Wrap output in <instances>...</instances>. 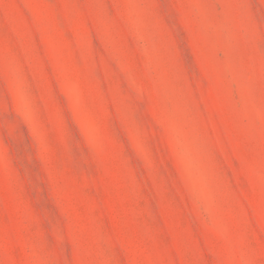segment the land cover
Here are the masks:
<instances>
[{
  "label": "rangeland",
  "instance_id": "374dc122",
  "mask_svg": "<svg viewBox=\"0 0 264 264\" xmlns=\"http://www.w3.org/2000/svg\"><path fill=\"white\" fill-rule=\"evenodd\" d=\"M0 264H264V0H0Z\"/></svg>",
  "mask_w": 264,
  "mask_h": 264
}]
</instances>
